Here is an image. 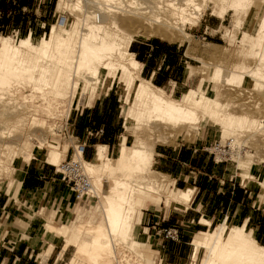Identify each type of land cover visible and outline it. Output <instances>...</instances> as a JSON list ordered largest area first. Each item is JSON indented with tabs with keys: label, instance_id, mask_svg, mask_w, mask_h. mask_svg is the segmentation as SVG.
I'll use <instances>...</instances> for the list:
<instances>
[{
	"label": "rangeland",
	"instance_id": "rangeland-1",
	"mask_svg": "<svg viewBox=\"0 0 264 264\" xmlns=\"http://www.w3.org/2000/svg\"><path fill=\"white\" fill-rule=\"evenodd\" d=\"M13 1L12 4L7 0L4 3V8L8 13L9 23L3 22L0 24V38L24 36L29 30L37 33L45 24L48 25L53 21H55L57 29H60V27L69 28L76 21V16L74 14L58 10V0H41L39 5L38 0H28L30 5L22 6L21 8H18L17 6L13 8L12 5L19 0ZM120 1L121 4L123 3V6L118 4L120 8L114 13V15H116V17L118 16L117 18H120L119 24L122 25V27L129 29L132 25L136 24V19L132 18L133 16L130 17L131 15L128 14L126 10L128 8L131 10L136 8L139 0ZM258 1H260L261 4L256 2V7H249L247 11L243 7H240L236 11H228L224 18L221 19L218 16L222 0H197V2L201 4L202 9V14L198 21L185 26V36L176 35L172 41H169L171 44H180L179 46H181V49L188 55V58H186L188 61L185 63L183 62L184 68L188 69V74L186 78H183L182 76V79H188V77L192 75L190 88L193 89L199 87L205 80L206 85L203 91L204 95L213 98L219 103V110L215 109L219 115L208 113L202 109H197L193 120L189 123L173 126L170 122L161 119L149 122H139L133 127V122L126 119L129 107L127 104L132 101V104L137 107V98L132 99L131 91L128 90L125 91L122 97H130L129 100H127L128 98L123 100L122 97L118 96L120 83L118 82L119 75L117 70L109 72L107 69H103L99 72L97 82L93 85L82 83L83 81L79 80L78 74L72 75L73 82L70 86L66 88L63 86L58 87L62 92L58 97L60 102L58 105L59 108L57 112L49 115L46 108L50 99L47 91L52 88L50 84L46 85L42 81L35 82L34 79H30L29 81L28 77L24 75L18 77L16 82L15 80L12 81V103L9 101L10 105L8 106L13 108L15 113L18 110L16 114H19L23 118L26 116V118L18 120L17 116H5L0 112V184L4 185L5 182H8L10 179L18 178V172L22 166L21 164L29 161L32 156L44 161L47 160L48 148L44 146V143L40 144L44 139L46 142H52L55 148L60 151V163L64 158L68 160L72 157L73 148L75 151L73 157L75 159L76 148L77 146L79 147L81 142L75 137V134H73L69 128V119L71 117L67 116L69 110H72L74 107H80L91 99H94L96 96H103L105 93L107 94L109 92L110 94L116 95L121 104V121L124 126L123 135L126 136L127 145H132L136 143L137 140L142 141L144 144H149L152 143L156 137H159L163 141L155 143L153 146L154 148L159 145L173 146L178 143L187 144L194 142L196 137L212 131L211 137L208 138L207 136V142L205 144L206 148H210V145L214 140H221L223 144L228 139L235 138L234 135L230 133H237L239 142L242 141L241 145L240 147L231 145V150L229 151L231 158L223 162L228 165L231 173L235 174L236 179L240 182L243 188L253 195L256 204L263 205L264 188L261 187L259 182L264 176V163L259 160H264V78L263 80H257L256 82L251 79H254L253 76H256L255 72H258L259 74L264 73V66H262V63L253 52L252 43L254 42V38H244L246 33H248V35H255L257 33L259 20L264 13V2H262V0ZM135 3L136 6H134ZM112 5H114V3H111V6ZM91 8H93L92 5L88 10L90 9L92 11ZM122 8H124L125 11ZM95 12L94 13L98 15V12ZM104 12L105 14H103ZM104 12L100 14V19L104 17V20L101 19V22L105 21L104 23H107V17L109 14L107 15V11ZM61 14H65L67 17L65 25L59 21ZM1 15L2 11L0 9V18ZM97 20H99V18H97ZM208 22H210L211 25L206 28L205 25L208 24ZM156 25L157 24H154V26ZM134 39L159 38L154 36H135ZM162 40L168 41L165 39ZM22 50L28 51V49ZM26 53L35 54L34 51ZM45 60L46 59H42V61L39 60V63L41 64ZM242 68L252 69L253 72L250 76H242L237 73V71ZM217 69H220V74L218 77L213 78V73ZM84 71L85 70H82V72ZM31 72L30 73L33 76H38L39 70L37 68H32ZM139 76L147 80L145 77L141 76L140 71ZM148 81L152 83L151 80L148 79ZM75 82L77 85H75ZM190 88L184 90L183 93H180L179 91L177 93H172V89H162L165 91L168 98L176 100ZM3 100L4 102L7 101L6 99ZM3 100H0V102L4 104ZM245 101H248V105L247 109L243 110L242 103ZM2 103H0V106ZM5 106L7 107V103ZM43 107L46 108L44 109ZM61 113L63 114L61 115ZM242 115H245L249 120H254V124L247 122L239 124L236 120H228L230 117L234 118ZM38 121L44 122V125H39ZM126 125L128 127H126ZM225 130H228L230 133L224 134ZM6 145L10 146L5 147ZM89 149L92 152L93 159L95 145L90 146ZM118 149L119 147L116 145L110 149L107 147L106 153L109 157L114 158L116 157ZM209 152H211L209 149L203 151L205 154H210ZM236 153L239 154V158H242L241 160L246 161L247 164H245V166H239L240 162ZM26 154H29L27 155L29 158ZM82 158L86 160L83 155ZM217 162H219V160ZM150 167L151 168L147 171L145 170L142 173H134L127 178L125 176L123 177L122 174H118L120 178L125 179V182L128 183L129 197L139 191L144 199L138 209L134 210L132 213L133 227L136 233L139 232L141 235H147L148 237V227L154 226V222H158V225H155L158 227L161 224H163V226L164 224H168L170 220L173 219V221H171L172 224L174 223L182 230L187 231L189 242L193 236V234L190 235V233H194L198 229L205 230L206 228H213L220 224L224 219H228L229 224H240V220L238 221L225 217L224 219L221 218L216 220V222L210 226L197 223V220H194L189 222L187 227V223L183 220V208L178 209L175 205L167 207L163 204L165 195L173 197L178 196V193L172 189V186H176L174 178L165 173L166 176L155 172L157 170L153 171L154 168L152 167V162ZM239 172H246L251 178L249 176L243 178L239 175ZM141 177H145V179L148 180H155L153 186L156 194L147 195V191H145L146 188L141 184L146 183L148 180H143ZM137 181H140V183ZM74 206L75 208L73 212L72 208ZM102 206H105V198L94 197L90 202H81L80 204L77 202H71L68 215H62L59 212L56 218L52 220L55 226L49 223L53 226L52 231H49L47 228L45 229L47 233H52V237L47 236V241L50 242L49 246H52L50 247L52 248L50 251V255L52 254L50 262H53L56 258L55 262L57 261L58 264H67L73 256L74 251V247L69 245L63 254L60 253L66 244V238L63 235L57 237L56 229L61 228L64 224L73 227L80 221L91 223L92 221L100 220ZM144 208H146V210H144ZM197 210L202 211L199 206H196V201H194L193 204L191 203L190 207H188V216L191 215V213L197 212ZM150 217H152V222L149 225L148 221ZM263 220L264 216L256 214L250 219L247 227L253 232L255 239L260 244L264 245V240L260 239L254 228ZM150 247V243H146L141 245L137 251L139 254L153 259V264H168L170 262H176V264L192 263V246L190 243H188L185 248L181 247L180 250L169 253L170 255L168 254L165 258L161 257L160 253L154 254L151 252V250L148 249ZM124 248L125 252H127L132 259L129 264H135L134 262L138 261V263H140L141 258L137 256L139 254L136 255V250L125 244ZM151 248L155 249L154 246ZM204 254V249L198 251L195 264H199V260ZM50 255H48V257ZM159 259H161V262Z\"/></svg>",
	"mask_w": 264,
	"mask_h": 264
},
{
	"label": "bare ground",
	"instance_id": "bare-ground-1",
	"mask_svg": "<svg viewBox=\"0 0 264 264\" xmlns=\"http://www.w3.org/2000/svg\"><path fill=\"white\" fill-rule=\"evenodd\" d=\"M256 2L261 4L258 0H222L218 17L223 19L228 11H236L240 7L247 11L249 7H256ZM111 3L114 5L111 6ZM118 4L122 5L123 3L121 4L120 0H58V10L67 11L76 16V21L71 27L57 29L56 23L53 21L48 25L45 24L37 33L29 30L24 36L1 37L0 100H7L6 102L3 100L4 104L0 102L2 103L0 106L2 115L17 116L18 120L26 118V116L23 118L16 114L18 110L15 113L14 109L8 106L13 92L11 83L14 80L16 82V79L22 75L27 76L29 81L34 79L35 82L42 81L46 85L50 84L52 88L47 91L50 99L47 108L45 107L49 115L57 112L59 108L58 97L62 93L59 86L65 88L70 86L73 82L72 75L77 74L79 80L83 81L82 83L93 85L97 82L98 74L103 69H107L109 72L118 71L119 97H122L128 90L131 91L132 99L137 98V107L132 104V101L127 104L129 107L126 119L133 122V127L139 122L161 119L170 122L173 126L189 123L193 120L197 109L218 114L215 109L219 108V103L204 95L205 80L199 87L190 88L176 100L168 98L162 88L139 76L140 63L128 51L135 36H154L168 41H172L176 35L185 36V26L196 23L201 16V4L197 0H139L136 8L126 10L131 15L130 17L133 16L132 18L136 19V24H131L132 27L129 29L122 27L119 24L120 18L114 15L120 8ZM89 5H92L98 15L95 14L93 8H91L92 11L88 10ZM104 11H107V15L109 14L107 23L101 22V19L104 18L102 17L105 14ZM102 12L104 13L100 19ZM154 24L158 26L156 25V27ZM245 37L254 38L253 52L264 66V13L259 20L257 33L255 35L246 33ZM22 49H28V51ZM31 51H34L35 54L26 53ZM42 59L46 60L40 64L39 60L42 61ZM32 68L39 70L38 76L31 74ZM82 70L85 71L82 72ZM252 72V69L247 68L237 71L242 76H250ZM187 74L188 69L184 68L183 78ZM219 74L220 69L215 70L213 78L218 77ZM255 75L254 79H251L254 82L264 78V73L255 72ZM75 85H77L76 82ZM127 98L122 97L123 100ZM242 104V109L246 110L248 101ZM228 120H236L239 124H244V122L254 124V120H249L245 115L230 117ZM38 122L39 125H44V122ZM126 127L128 126L126 125ZM228 133H230L228 130L224 131V134ZM230 134L235 137L231 138V145L240 147L242 141L239 142L238 134ZM161 141L163 140L156 137L149 144L137 140L136 143L127 145L126 136L122 135L116 157L111 158L107 155L106 145L97 144L92 160H84L81 147L77 146L75 159H79L84 171L90 176L94 196L105 198V206L101 207V219L98 221L91 223L80 221L73 227L64 224L61 225V228L56 229L57 237L63 235L66 238V244L60 253L63 254L69 245L74 247L73 256L67 264H129L132 259L125 252L124 244L136 250V255L139 254L137 249L147 243V236L135 232L132 213L138 209L144 199L139 191L129 197L128 183L118 174L127 178L134 173H142L150 169L154 154L153 146ZM43 143L48 148L46 161L51 165L58 166L61 158L60 151L50 141L46 142L44 139L40 144ZM8 146L10 145L5 147ZM236 154L238 157L239 154ZM27 157L29 158V156ZM241 159L238 157L239 166H245L246 161ZM259 161L264 163V160ZM239 175L243 178L250 177L246 172H239ZM141 179L148 180L145 177H141ZM137 182L140 183V181ZM154 182L155 180H148L141 184L146 188L147 195L156 194ZM259 184L264 188V176ZM192 192L193 190L188 188L180 191L177 197L165 195L163 204L167 207L175 205V207L186 208L191 201ZM199 223L206 226L211 225L206 217H202ZM246 223L247 221L240 224H229L228 219H224L213 228L193 233L191 264H195L200 249H204L205 254L199 260V264H264V245L255 239ZM46 228L52 231L53 226L47 224ZM50 247L52 246L48 247L46 255L51 251ZM137 256L141 258V261L140 263H138L139 261L134 262L135 264H153L154 262L153 259L141 254Z\"/></svg>",
	"mask_w": 264,
	"mask_h": 264
},
{
	"label": "crops",
	"instance_id": "crops-1",
	"mask_svg": "<svg viewBox=\"0 0 264 264\" xmlns=\"http://www.w3.org/2000/svg\"><path fill=\"white\" fill-rule=\"evenodd\" d=\"M40 1L38 0V5ZM209 25L210 22L205 27L208 28ZM179 45L162 39H133L128 51L140 63L141 76L151 80L156 86L172 89V93H183L191 87L192 75L188 79H182L183 62L188 61V55ZM121 115L119 100L109 92L69 110V128L84 144V158L92 159L89 147L93 145L96 147L97 144H104L109 149L115 145L119 147L124 127ZM211 135L212 131L206 132L196 137L194 142L178 143V146H156L152 160L153 171L172 176L176 184L172 189L176 193L188 188L193 190L191 201L183 208L182 214L187 227L191 221L197 220L199 223L202 216L211 224L228 217L240 220V223L247 221L248 226L250 219L256 214L264 216V204H256L253 195L243 188L225 162H217L212 155L203 153L206 150L207 136L210 138ZM81 144L79 146L82 148ZM21 165L18 178L10 179L4 185L0 184V263L58 264L55 262L56 258L50 262V252L49 257L45 253L50 243L47 236L52 237V233H47L45 229L49 223L54 225L52 220L59 212L68 215L71 194L68 186L54 171L53 165L46 160L32 156ZM194 201L202 211L197 210L188 216V207ZM74 208L75 206L72 208L73 212ZM171 221L173 219L158 227L155 226L158 222H154V226L148 227L147 244L155 247L148 249L154 254L160 253L164 258L181 247L185 248L188 243L191 245L192 240L191 238L188 242L187 231ZM151 222L152 217L148 224ZM169 227L177 228L176 238L164 237V229ZM254 228L260 239L264 240V220ZM192 256L193 246L191 262Z\"/></svg>",
	"mask_w": 264,
	"mask_h": 264
},
{
	"label": "built area",
	"instance_id": "built-area-1",
	"mask_svg": "<svg viewBox=\"0 0 264 264\" xmlns=\"http://www.w3.org/2000/svg\"><path fill=\"white\" fill-rule=\"evenodd\" d=\"M62 15V16H61ZM60 15V20L63 25L67 22V17L65 14ZM231 139H228L225 143L222 144L221 140H214L210 145L211 150L210 155L213 153V159L215 161L223 162L231 158L229 151L231 150ZM82 145V154L84 151V144ZM74 155V148H73ZM70 157L68 160H64L54 167V171L59 175V178L64 182L69 189L71 194V202L81 203V202H90L95 196L93 194V186L91 183L90 176L84 171L82 164L79 159L75 160L74 157ZM178 235V230L176 227H169L164 229L165 238H176ZM1 264V263H0Z\"/></svg>",
	"mask_w": 264,
	"mask_h": 264
},
{
	"label": "trees",
	"instance_id": "trees-1",
	"mask_svg": "<svg viewBox=\"0 0 264 264\" xmlns=\"http://www.w3.org/2000/svg\"><path fill=\"white\" fill-rule=\"evenodd\" d=\"M1 2H0V9H1V11H2V15H1V18H0V24L1 23H3V22H7V23H9L8 22V13H7V11H6V9L4 8L5 7V5H4V3H5V1L6 0H0ZM7 1H9L11 4H12V2H13V0H7ZM30 5V3L28 2V0H19L18 2H16L15 4H13L12 6H13V8L14 7H18V8H21L22 6H29ZM3 25V24H2ZM85 159L86 160H89L87 157H85ZM250 222V221H249ZM214 224V223H213ZM212 224V225H213ZM249 225V224H248Z\"/></svg>",
	"mask_w": 264,
	"mask_h": 264
}]
</instances>
